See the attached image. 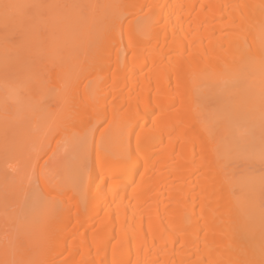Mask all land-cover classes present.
<instances>
[{
    "label": "bare ground",
    "instance_id": "6f19581e",
    "mask_svg": "<svg viewBox=\"0 0 264 264\" xmlns=\"http://www.w3.org/2000/svg\"><path fill=\"white\" fill-rule=\"evenodd\" d=\"M21 71L65 88L62 174L25 190L43 139L1 164L0 264H264V176L234 165L248 131L264 161V0H0Z\"/></svg>",
    "mask_w": 264,
    "mask_h": 264
},
{
    "label": "rangeland",
    "instance_id": "374dc122",
    "mask_svg": "<svg viewBox=\"0 0 264 264\" xmlns=\"http://www.w3.org/2000/svg\"><path fill=\"white\" fill-rule=\"evenodd\" d=\"M11 35L9 38H11ZM13 35H15V33H13ZM16 36H17V34H16ZM16 39L17 38L14 36H12L11 40L9 39V41H11L10 44L14 43L12 46L17 45V43H15ZM5 70H7V69H5ZM1 72H0V74H1ZM4 72L2 73V75H0V116H2L0 118V120H2V118H3V121H5L4 123H6V124L4 125V128L0 130V168H1V164L2 165L4 164V166H7V165H10L11 162L12 163H14V162L19 163V167H22L21 166V160L24 159L25 157H27L29 155V153H26V155L27 154L28 155L27 156L24 155L25 156L24 157L22 155V152H17V150H19V148H21L22 145L24 144V146H26L25 152H27L28 150L32 149L31 148L32 145H35V146H36V144L41 145V144H43L42 143L43 140H45L44 143L46 145V148L43 151V153H41L39 155V157L37 158L38 166L43 165V167H45V168H43L44 170H42L41 173H35L33 176L30 177V180H29L30 182L28 181L29 182L28 186L25 189V190H27V189L31 188L30 190H33L34 192L40 194V192H41L40 191L41 190V182L40 181L42 179L44 181H46L47 179L54 178L53 180L56 181V180H58V178L61 177V175L59 176V173H61L62 170L59 168L58 165H57L58 167L57 166L53 167L52 163L55 161V156H56L55 150L61 142V141H59V139H60L59 136L61 137V134L59 132L60 128H61L60 127L61 122H60V119L58 118V114H57L58 109H59V101L55 97H57V95L60 92H63V90L62 91L60 90V92H59L60 87H63V89H65V88H64V86H61V83L60 84L57 83L58 86H60V87H59V89H58V87L56 88L55 84H53L52 81H49L48 76H44V78L48 77V79H45V81H46L45 83L44 82L41 83V82H38V80H40V78H39L40 76L37 78L38 80H36L26 71H21V73H18V74L17 73L12 74L13 72H11V73H8V72L4 73ZM43 74H48V73L43 72L42 75ZM70 75H73L72 77H76V71L72 72ZM11 77H13V78H11ZM88 78L89 77L84 78L82 80H84V81H85V79L89 80ZM50 79H51V77H50ZM13 80L15 82H13ZM42 80H44V79H42ZM82 80L80 82V86H79L80 90L79 91H81L83 84H84V81H82ZM10 82H11L12 89H9L10 88ZM12 82L15 83L14 84L15 86L12 85L13 84ZM4 87H5V89H4ZM7 88L9 90H12V92H13V89H15L14 92L16 94H19L20 98L23 97L22 100L23 99L27 100L26 103L30 104V105L28 104L30 106V110H29L30 112L28 114L29 116L25 115L22 112V111H24L23 109L18 108L19 104H16L14 102L15 103L14 106H17V107L14 108L13 106H11V103L13 105V101L16 100V102H17L18 101L17 99H19V97L15 100L13 98V100L10 102V99H8L9 95L7 94L8 95L7 96L6 95L7 91H5V90H7ZM66 88H67V86H66ZM8 124L10 126L11 125L15 126L16 128L19 125H21V127L23 129L19 126L20 129L17 128L16 132L14 131L15 127H14L13 131L12 130L10 131L9 129H11V128H9V126H7ZM103 127H105V122L98 126V130L96 132V135H97V133H99V131ZM33 134L36 135L38 139L36 138L35 142L34 141H28L27 138H29V135H33ZM252 135H253V131H248V132H246V135H244L242 137V140H243V143L245 144V147H244L243 152H242L243 154H241L239 156L240 158L237 157V159L235 161L236 163H234V165L236 167L235 169H236L238 174L244 173L247 175V173H251L252 175L253 174L255 175V178H256V176H257V178H259V176H261L260 178H262V176H264V161H262L261 157H258L259 156L258 155L259 149H257L256 144L253 142V140H252L253 136ZM261 140H263V138ZM4 145H5V147H4ZM12 145H13V147H12ZM18 146H20V147H18ZM13 148L15 149V151ZM4 159H7V160H4ZM7 161H8V163H7ZM52 167H53V169H52ZM55 168H57V170ZM58 170H59V172H58ZM56 171H57V173H56ZM262 179H264V178H262ZM262 186H263V184L260 186L261 188L257 187V190H259V189L262 190V191L259 190L260 192H258V196H260L259 194H262V196H260V198H259L261 200H259V201L264 202V200L262 198V197H264L263 196L264 195V186L263 187ZM24 188H23V190H24ZM48 193L51 194V192H48ZM261 205H262L261 207H263L264 203H262ZM30 209H31V207H26L24 210L27 211ZM23 212H25V211H23ZM49 214H50V211H45L43 213V216L46 217Z\"/></svg>",
    "mask_w": 264,
    "mask_h": 264
},
{
    "label": "snow or ice",
    "instance_id": "6c2138e0",
    "mask_svg": "<svg viewBox=\"0 0 264 264\" xmlns=\"http://www.w3.org/2000/svg\"><path fill=\"white\" fill-rule=\"evenodd\" d=\"M5 7H7V5Z\"/></svg>",
    "mask_w": 264,
    "mask_h": 264
}]
</instances>
